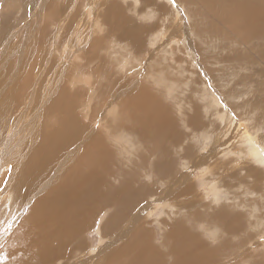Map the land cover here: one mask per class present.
I'll use <instances>...</instances> for the list:
<instances>
[{
  "label": "rangeland",
  "instance_id": "1",
  "mask_svg": "<svg viewBox=\"0 0 264 264\" xmlns=\"http://www.w3.org/2000/svg\"><path fill=\"white\" fill-rule=\"evenodd\" d=\"M203 1L205 0L182 2L177 0V6L174 7L169 0H146L155 16L151 21H142L138 19V15H144L143 12L133 14V0H0V181L11 177L7 186L0 183V258L6 249L15 248L14 244L8 242L17 227L23 223L25 217L21 214L27 211L33 199L38 198L36 196H44L45 191H40L41 183L45 179L57 180L61 172H64L68 166L71 168L74 165L73 161L78 156L79 159L81 155L87 156L90 140L99 134L103 143L109 148V152L111 151L108 152L111 155L107 162L109 173L106 172L105 177H111L118 188L126 186L129 181L132 183L125 191H121L122 197H118L116 201L113 200L105 207H98L95 203L90 207L84 204V219L82 217L78 224L80 226L72 231L75 235L69 244H61L66 251L64 255L68 254L72 257L69 260L64 257L53 260L49 264H95L96 260L97 264H109L114 258L111 255L113 250L117 252L123 242L133 239L142 229L146 233L144 239H150L149 243L151 245L153 243L152 246L158 250V253L151 255L150 258L141 255L142 259L152 264H175L173 257L170 261L167 257L172 250L170 244L175 245V234L179 228L186 231L185 238L189 236L199 240L201 248H204L206 253L213 247L211 251L217 252L214 258H218L214 260L220 264H264V165L263 162L258 164L259 162L249 159L248 152L244 151L245 147L246 150L252 151L251 146L255 145L260 149L258 150L264 161V48H262L264 31H261L262 35L261 32L259 33L261 36L256 35L258 38L256 36L250 38L249 31L248 36H243L245 39L243 40L242 35L235 30V26L225 21L229 28L233 27L231 31V28L222 25H225L222 23L224 22L222 14L225 10L230 12L236 10L233 12L234 15L238 10H242L244 16L238 15L239 18L235 20L243 21L250 26V14H254L257 25L264 28V0H212L213 2L206 0L208 5ZM213 4L220 10L222 9L220 7H223L222 12L215 7L212 9L210 6ZM112 5L116 6L115 10L108 14V8ZM215 10L219 14L214 13ZM202 17L205 21L201 19ZM210 17L218 20L223 28L217 27L221 25L214 19L213 22ZM229 19L233 21L234 18ZM206 23L208 26L209 24L213 26L206 27ZM215 27L218 32L214 30ZM225 29H227L225 33L229 32L232 36L224 34ZM203 38H206L207 42ZM239 39L245 46L248 41L253 43L245 47ZM227 44L229 47L225 46ZM251 47L255 51L258 47L263 51L258 48L259 51H256L258 54H255ZM252 51L255 52L254 55ZM24 80L29 84L24 82L22 87L25 85L27 87L21 88ZM145 88L147 89L145 93L148 95L144 94ZM20 89L28 91H19ZM149 95L154 97H148ZM62 96H65L66 103L71 106L72 114H78H75V117L79 122L77 123L79 135L75 132L68 134L60 151H51L56 157L51 164L48 163L43 176L39 174L37 179L32 181L27 180V177L24 179L23 166L26 167L29 162V160L26 162L28 153L30 154L29 151H32L37 144H34V141L37 142L34 139H38L41 134L42 119L45 120L44 116L51 114L47 109L52 101L56 99L62 101L64 100ZM150 98L155 101H151ZM21 100H24L22 105L26 107L25 110L23 107L22 111L16 105L21 103ZM146 100L151 103H146ZM64 101L62 107L56 108L66 106ZM158 105L159 112L156 108ZM224 105L227 107L225 108ZM43 110L45 111L42 113ZM117 111L119 118L114 119V113ZM233 111L241 116L240 123L232 119ZM163 113L166 114V119L161 118ZM145 122L148 125L146 128ZM57 123L52 122L49 125L53 124L52 127L57 128L55 126ZM97 124L99 128L96 127ZM188 129H191L192 135L198 140L193 142L189 138ZM110 136L122 138L121 142H114ZM242 136L244 138H241ZM215 144H220V148ZM179 146H182L183 151L178 154L176 148ZM202 148H206L207 151H202ZM185 163L194 169L196 175L184 167ZM169 164L172 168H168ZM9 165L12 166L11 172H7ZM39 165L41 169L44 168V163L38 164L40 170ZM152 166L154 169L151 173L154 174H157L156 171L161 167L159 173L162 175L164 171V180L156 182L160 178H155L156 181L145 179L146 175H152L148 173L150 171L148 169ZM253 168L257 170L254 171ZM201 169H207V174L201 175ZM190 180L198 183L196 188H193L194 183ZM205 182H210L207 184L211 185V189L205 185ZM213 184L215 187H212ZM167 185L171 190L167 189ZM29 186L34 187V190ZM146 187L153 191H146ZM187 187L191 192L193 188L194 192L188 194L190 189ZM218 187L221 188L219 189L222 193L216 195L215 190ZM129 189L133 190L134 196L129 193ZM155 189L158 191L155 192ZM174 189L177 193L172 191ZM148 191L152 196L153 192L156 194L158 192L159 195L154 194L152 197ZM131 196L134 201L131 199L126 204L125 200ZM171 196L172 198L177 196L174 197L176 200L169 199ZM159 203H169L171 207L163 208L162 214L158 216H152L153 209ZM145 204L153 207L144 208ZM125 206L131 209V214L121 221L118 229H104L108 219L122 211L121 208ZM221 207L223 211L226 209L224 212L230 210V215L228 212L227 215L224 214ZM88 210L90 213L98 214H90V218ZM196 212L198 215L195 214ZM220 212L227 216H223L227 220L220 219ZM194 215L196 216L193 217ZM69 217L70 212L67 210L64 218L69 219ZM236 217H238L235 220L237 223H232ZM219 219L223 222L221 223ZM4 221L12 224L10 232L2 230L6 227ZM176 222L181 223L180 226L178 223L177 226ZM201 225L220 230L216 242L205 237ZM171 229L173 231H170ZM105 235L109 243L115 240L114 235L115 237L125 235V238L105 249L109 247L104 242ZM53 243L57 244V240L54 239ZM182 245L179 243L177 247ZM149 250L153 248L149 247ZM160 251L162 255H159ZM159 257L165 258L166 262L157 263L155 259ZM121 260L122 258L119 261ZM215 261H208V264H216ZM118 263L117 261L116 264Z\"/></svg>",
  "mask_w": 264,
  "mask_h": 264
},
{
  "label": "bare ground",
  "instance_id": "2",
  "mask_svg": "<svg viewBox=\"0 0 264 264\" xmlns=\"http://www.w3.org/2000/svg\"><path fill=\"white\" fill-rule=\"evenodd\" d=\"M183 0H181V2H182ZM188 1H190V0H188ZM209 1V0H208ZM212 1V0H211ZM211 1H209V2H211ZM216 1V0H215ZM220 1V0H219ZM219 1H218V3H219ZM223 1H226V0H223ZM222 1V2H223ZM203 2H205L204 4L206 5V0L205 1H203ZM213 2V1H212ZM191 3V2H190ZM216 4V3H215ZM215 4H213V6H210L212 9L215 7L216 8V5ZM221 4V3H220ZM184 5H185V3H184ZM191 6H192V4H190ZM194 5V4H193ZM207 5H208V3H207ZM118 6V5H117ZM189 6V5H188ZM204 6V5H203ZM116 7V6H115ZM115 7H114V5H112L111 7H109L108 8V14L110 13H113L114 12V10H115ZM180 7V6H179ZM205 7V6H204ZM218 7V6H217ZM220 7V6H219ZM162 8H164V6L162 7ZM185 8V7H184ZM194 8V7H193ZM209 8V7H208ZM214 8V9H215ZM220 8H222L223 9V7H220ZM99 9V8H98ZM173 9V8H172ZM186 9V8H185ZM210 9V8H209ZM219 8H216V10H218ZM221 9V10H222ZM197 10V9H196ZM214 11V13L216 12V14L218 13V11L220 10H218V11ZM220 10V11H221ZM224 10H225V8H224ZM118 11V10H117ZM116 11V12H117ZM202 11V10H201ZM234 11H236V10H233V11H231L230 12V10H228V11H226L225 10V12L222 14L224 17H223V21L224 22H222V23H225V25L224 24H222L223 26H227L228 28H229V26L227 25L228 23H230V24H232L233 26H235V30L236 31H238V33H240L241 35H242V39L243 40H245L244 39V35H246V36H248V32L250 31V38H252V37H254V36H256L257 34L258 35H260L259 33L263 30L264 31V28L263 27H261V26H258L257 25V22H256V18H255V16H254V14H250V26H247L243 21H239L238 22V20H235V18L236 19H238L239 17H237L238 15L239 16H241V17H243L244 16V12L241 10H238L237 11V14L236 15H234L233 14V12ZM199 12V11H198ZM211 12V11H210ZM209 12V13H210ZM213 12V11H212ZM222 12V11H221ZM154 13V12H153ZM207 13V15H209L208 14V11L206 12ZM229 13V14H228ZM181 14V13H180ZM204 14V13H203ZM219 14V13H218ZM220 14V16H222ZM47 15V14H46ZM55 15V14H54ZM207 15H205V16H207ZM210 15H213V14H210ZM230 15V16H229ZM164 16H165V14H164ZM167 16V15H166ZM52 17V16H51ZM88 17V16H87ZM110 17V16H109ZM192 17V16H191ZM194 17V16H193ZM208 18H209V16H207ZM212 17H215V16H212ZM231 17V19L232 18H234L233 19V21L232 20H230L229 18ZM47 18V17H46ZM113 18V17H112ZM220 18H222V17H220ZM220 18H219V20H220ZM201 19H203L204 21H205V19L202 17ZM207 19V18H206ZM210 19H212L211 17H210ZM214 19V18H213ZM213 19H212V21H213ZM217 19V18H216ZM229 19V20H228ZM191 20H193V19H191ZM190 20V21H191ZM199 20V19H198ZM198 20H196V22L198 21ZM215 20V19H214ZM228 20V21H227ZM137 21V20H136ZM216 21V20H215ZM221 21V20H220ZM228 22L227 24H226V22ZM199 22H200V20H199ZM198 22V23H199ZM214 22V21H213ZM217 23H219V21L217 20L216 21ZM195 23V22H194ZM212 23V22H211ZM155 24V23H154ZM193 24V23H192ZM196 25H198L197 23H195ZM214 24V23H213ZM220 24V23H219ZM229 24V25H230ZM153 25V24H152ZM203 25V24H202ZM206 25V27L208 26L207 25V23L205 24ZM210 25H212V24H209V26ZM221 25V24H220ZM222 25L221 26H217V24L215 23V26H217V27H222ZM231 25V26H232ZM46 26V25H45ZM208 26V27H209ZM213 26V25H212ZM201 27V26H200ZM112 28V27H111ZM140 28V27H139ZM195 28V27H194ZM202 28H204L203 26H202ZM213 28V27H212ZM212 28H210V30L212 29ZM223 28V27H222ZM221 28V29H222ZM225 28V27H224ZM231 28V27H230ZM229 28V29H230ZM233 28V27H232ZM232 28L230 29L231 31H232ZM238 28V29H237ZM200 29V28H199ZM198 29V30H199ZM206 29V28H205ZM228 29V30H229ZM201 30V29H200ZM199 30V31H200ZM209 30V31H210ZM214 30L215 31H217L216 30V27L214 28ZM213 30V31H214ZM227 29H225L223 32H224V34H230V35H227V36H232L231 35V33H225V31H226ZM229 30V31H230ZM204 31V30H203ZM220 31V30H219ZM133 32V31H132ZM218 32V31H217ZM216 32V33H217ZM199 33V32H198ZM201 33V32H200ZM222 33V32H221ZM212 34V33H211ZM234 34H236L235 33V31H234ZM8 35V34H7ZM216 35V34H215ZM261 35H262V32H261ZM260 35V36H261ZM9 36H11V35H9ZM217 36H219V35H217ZM236 36V35H235ZM244 36V37H243ZM259 36V37H260ZM212 37V36H211ZM238 37V36H237ZM257 37V36H256ZM102 38V37H101ZM139 38V37H138ZM154 38V37H153ZM217 38H219V37H217ZM216 38V39H217ZM234 39H236L235 37H233ZM233 38H231V40L233 39ZM258 38V37H257ZM261 38V37H260ZM264 38V35H263V37H262V39ZM204 39V38H203ZM202 39V40H203ZM224 39H225V37H224ZM223 39V40H224ZM240 39H241V37H240ZM239 39V41H241ZM204 40H206V38L204 39ZM225 40H227V39H225ZM230 40V41H231ZM247 40V39H246ZM156 41V40H155ZM215 41V40H214ZM233 41V40H232ZM238 40H237V43L239 42ZM131 41H129V43H130ZM203 42V41H202ZM205 42H207V40L205 41ZM204 42V43H205ZM209 43L211 42V41H208ZM242 42V41H241ZM249 42V43H248ZM246 44L248 45V44H250V43H253L252 41L250 42V41H248ZM257 42V41H256ZM128 43V44H129ZM136 43V42H135ZM163 43V42H162ZM212 43H213V41H212ZM227 43V42H226ZM243 43V42H242ZM241 43V44H242ZM264 43V42H263ZM262 43V44H263ZM117 44V43H116ZM119 44V43H118ZM133 44V43H132ZM231 44H232V42H231ZM235 44V43H234ZM239 44V43H238ZM240 44V46H242ZM258 44V43H257ZM7 45V44H6ZM99 45V44H98ZM246 45V46H247ZM251 45H253V44H251ZM255 45V44H254ZM163 46V45H162ZM217 46V45H216ZM225 46H227V47H229L228 46V44L227 45H225ZM239 46V47H240ZM243 46H245V44L243 45ZM245 46V47H246ZM258 46H259V44H258ZM263 47L262 48H264V45H262ZM60 47V46H59ZM217 47H219V46H217ZM227 47H225V48H227ZM231 47H233V46H231ZM43 48V47H42ZM223 48V47H222ZM249 48V47H248ZM251 48H253V47H251ZM259 48V47H258ZM258 48H256L257 50L256 51H259V50H261L260 48H259V50H258ZM214 49H216L217 50V48H214ZM222 50V49H221ZM249 50V49H248ZM252 50H254L255 51V49L253 48ZM171 51V50H170ZM223 51H224V49H223ZM251 51V50H250ZM255 51V52H256ZM261 51H263V50H261ZM260 51V52H261ZM95 52V51H94ZM253 52V51H252ZM255 52H253V55H254V53ZM259 52V53H260ZM97 53V52H96ZM100 54V53H99ZM98 54V55H99ZM171 54V53H170ZM188 54V53H187ZM255 54H258L257 52L255 53ZM262 54H263V52H262ZM262 54H261V56H262ZM35 55V54H34ZM46 56V55H45ZM37 57V56H36ZM258 57V56H257ZM264 57V56H263ZM240 58V57H239ZM250 58V57H249ZM256 59V58H255ZM261 59H262V57H261ZM113 60V59H112ZM127 60V59H126ZM222 60V59H221ZM227 60V59H226ZM231 60V59H230ZM232 60H233V57H232ZM239 60H241V59H239ZM253 60V59H252ZM181 61V60H180ZM33 63V62H32ZM242 63V62H241ZM249 63V62H248ZM220 64V63H219ZM34 65V64H33ZM179 65H180V63H179ZM182 66V65H181ZM33 67H35V66H33ZM184 67V66H183ZM32 68V67H31ZM30 68V69H31ZM177 68V67H176ZM18 69V68H17ZM22 69V68H21ZM13 70V69H12ZM172 70H174V69H172ZM171 70V71H172ZM24 71H25V69H24ZM23 71V72H24ZM32 71V73H33V70H31ZM14 72V71H13ZM17 73V72H16ZM26 73H27V71H26ZM148 73V72H147ZM29 74H30V72H29ZM29 74H27V76L29 75ZM14 75H15V73H14ZM21 75V74H20ZM25 75V74H24ZM26 76V75H25ZM15 77V76H14ZM31 77V76H30ZM27 78V77H26ZM29 78V77H28ZM13 79V78H12ZM29 79H31V78H29ZM28 80V79H27ZM22 81V80H21ZM20 82V81H19ZM25 82V84H26V82L29 84V82L28 81H26V80H24L23 82H22V84H21V88H24V87H27L26 85L25 86H23L22 87V85H24L23 83ZM31 82V81H30ZM11 84H13L12 82H11ZM17 84V83H16ZM164 84V83H163ZM11 86V85H10ZM130 86V85H129ZM135 85H133V87H134ZM141 87V86H140ZM258 87V86H257ZM19 88V87H18ZM30 88V87H29ZM136 88V87H135ZM143 88V87H142ZM7 89V88H6ZM28 89V88H27ZM27 89H25V90H27ZM146 89V88H145ZM149 89H152V88H149ZM17 90V89H16ZM22 89H20L19 91H21ZM24 90V89H23ZM22 90V91H23ZM24 90V91H25ZM134 90H136V89H134ZM138 90V89H137ZM261 90V89H260ZM259 90V91H260ZM19 91H16L17 93L19 92ZM23 91V92H24ZM28 91V90H27ZM145 91L147 92V89L146 90H144V94H146L145 93ZM151 91V90H150ZM31 92V91H30ZM143 92V90L141 91V93ZM43 93V92H42ZM64 94H67V92L65 93V92H63ZM134 93V92H133ZM154 93V92H153ZM161 93V92H160ZM25 94H26V92H25ZM24 94V98H26L27 96ZM17 95V94H16ZM19 95H20V93H19ZM21 95H22V93H21ZM146 95H148V93L146 94ZM13 96V95H12ZM26 96V97H25ZM67 96V95H66ZM205 96V95H204ZM22 97V96H21ZM63 97V99L65 98V96H62ZM68 97V96H67ZM148 97H152L151 95H149ZM154 97V96H153ZM152 97V98H153ZM15 98V97H14ZM152 98H150L151 99V101H153L152 100ZM176 98V97H175ZM49 99V98H48ZM67 99H71V98H67ZM149 99V100H150ZM160 99V98H159ZM7 100H8V98H7ZM6 100V101H7ZM10 100V99H9ZM61 100V99H60ZM59 99H56L55 101H52V103H51V105L49 106V108L47 109L49 112H51V114L50 115H45L44 117H45V120H43L42 119V121H43V123H42V127H41V130H40V132H41V134H40V136H39V138L38 139H34V140H37V142H35L34 141V144H36V146H35V148H33V150L31 151H29L30 152V154L28 153V156H27V161L26 162H28V160H29V164L27 163V165H26V167H25V165L23 166V171H24V175H25V178L24 179H26V177H27V180L29 179L30 181H32V180H34L39 174L40 175H42L43 173H44V171L47 169V167H48V163L49 164H51L52 163V161L55 159V157H56V155L55 154H51V151H54V152H57V151H60V149H61V147H63L62 145H63V143H65V136H67L68 134H70V133H72V132H75V134H78V127L79 126H77V123H79L78 122V119H76L77 117H75V114H72V109H71V106H69L66 102V100L64 101V100H62V101H60ZM131 100V99H130ZM137 100H140V99H137ZM142 100V99H141ZM17 101H19L20 102V100H17ZM22 101H24V100H21V103H19V104H16L17 106H18V108L19 109H21V111H22V108L24 107V110H25V106H23L22 104ZM51 101V100H50ZM63 101L66 103V106H63V108H56L57 106L58 107H62L61 105H62V103H63ZM134 101V100H133ZM151 101H145L146 103H151ZM154 101H155V99H154ZM153 101V102H154ZM157 101V100H156ZM159 101V100H158ZM28 102H29V100H28ZM47 102V101H46ZM132 102V101H131ZM134 102H136V100L134 101ZM143 102V101H142ZM260 102V101H259ZM27 103V102H26ZM77 103V102H76ZM158 103V102H157ZM8 104V103H7ZM6 104V105H7ZM128 104V103H127ZM163 104V103H162ZM30 105V104H29ZM152 105V104H151ZM155 105V104H154ZM157 105V104H156ZM160 105V104H159ZM159 105H158V107H156L157 108V111H158V108H159ZM122 106V105H121ZM149 106V105H148ZM218 106V105H217ZM29 107V106H28ZM27 107V108H28ZM144 107V106H143ZM146 108H147V106H146ZM152 108H154V107H152ZM161 108V107H160ZM155 109V108H154ZM214 109V108H213ZM2 110V109H1ZM156 110V109H155ZM239 110V109H238ZM3 111V110H2ZM19 111V110H18ZM45 110H43L42 111V113L44 112ZM217 111V110H216ZM16 112V111H15ZM75 112V111H74ZM156 112V111H155ZM159 112V111H158ZM17 113V112H16ZM169 113H170V111H169ZM19 114H21L20 113V111H19ZM133 114V113H132ZM140 114H142V113H140ZM145 114V113H144ZM171 114H173V113H171ZM13 115V114H12ZM14 115H15V113H14ZM43 115V114H42ZM41 115V116H42ZM56 115H58L57 117H55ZM76 115H78V114H76ZM16 116H17V114H16ZM15 116V117H16ZM23 116V115H22ZM142 116V115H141ZM149 116H150V114H149ZM156 116V115H155ZM159 116V115H158ZM174 116V115H173ZM83 117V116H82ZM97 117V116H96ZM132 117V116H131ZM144 117V116H143ZM151 117V116H150ZM13 118V117H12ZM42 118H43V116H42ZM46 118H48V120H46ZM155 118H157V117H155ZM160 118V117H159ZM161 118H165L166 119V114L165 113H163L162 115H161ZM222 119V118H221ZM132 120V119H131ZM130 120V121H131ZM158 120V119H157ZM40 121V120H39ZM46 121V122H45ZM81 121V120H80ZM94 121V120H93ZM92 121V122H93ZM146 121V120H145ZM149 121V120H148ZM169 121V120H168ZM193 121V120H192ZM57 123V125L55 124V126H57V128H54V127H52L53 126V124H51V125H49L50 123ZM91 122V121H90ZM170 122V121H169ZM194 122V121H193ZM233 122V121H232ZM134 123V122H133ZM140 123V122H139ZM146 123V122H145ZM150 123V122H149ZM197 123V122H196ZM40 124H41V122H40ZM190 124H192V123H190ZM39 125V124H38ZM146 125H147V123L145 124V128H146ZM157 125V124H156ZM31 126V125H30ZM137 126H139V125H137ZM142 126V125H141ZM148 126V125H147ZM158 126V125H157ZM165 126V125H164ZM194 126V125H193ZM227 126H228V124H227ZM161 127V126H160ZM25 128V127H24ZM84 128H85V126H84ZM87 128V127H86ZM166 128V127H165ZM120 129V128H119ZM118 129V130H119ZM121 129H122V126H121ZM159 129H161V128H159ZM240 129V128H239ZM238 129V130H239ZM88 130V129H87ZM128 130V129H127ZM139 130V129H138ZM145 130V129H144ZM22 131V130H21ZM141 131V130H140ZM245 131V130H244ZM82 132H83V130H82ZM144 132V131H143ZM215 132V131H214ZM145 133V132H144ZM238 134V133H237ZM252 134V133H251ZM34 135V134H33ZM39 135V134H38ZM79 135V134H78ZM142 135H143V133H142ZM217 135V134H216ZM88 136V135H87ZM138 136V135H137ZM199 136V135H198ZM228 136V135H227ZM239 136V135H238ZM245 136V135H244ZM139 137V136H138ZM236 137V136H235ZM249 136H247V138H248ZM76 138V137H75ZM84 138V137H83ZM142 138H144V137H142ZM178 138V137H177ZM176 138V139H177ZM239 138V137H238ZM241 138H244L243 136L241 137ZM247 138L245 137V139L247 140ZM252 138V137H251ZM160 139V138H159ZM164 139V138H163ZM244 139V141H246ZM157 140H158V138H157ZM181 140V139H180ZM254 140V139H253ZM66 141H68L67 139H66ZM83 141V140H82ZM164 141V140H163ZM218 141H220L219 139H218ZM229 141V140H228ZM243 141V140H242ZM248 141V140H247ZM69 142V141H68ZM148 142V141H147ZM157 142V141H156ZM249 142V141H248ZM75 143V142H74ZM153 143V142H152ZM158 143V142H157ZM167 143V142H166ZM216 143V142H215ZM225 143V142H224ZM252 143V142H251ZM156 144V143H155ZM238 144V143H237ZM253 144V143H252ZM76 145V144H75ZM74 145V146H75ZM77 145H79V144H77ZM164 145H167V144H164ZM216 145H218V144H215V146ZM221 145H222V143H221ZM226 145V144H225ZM248 145H249V143H248ZM254 145V144H253ZM223 146V145H222ZM234 146V145H233ZM246 146V145H245ZM80 147V146H79ZM218 147L220 148V144L218 145ZM90 149L88 150V152H87V156H83V155H81V157H80V159H79V156L75 159V161H73L74 162V165L71 167V168H69L70 166H68L67 167V169L64 171V172H61L60 174V176L57 178V180H51V181H49V179H45L44 180V182H42L41 183V185H40V187L42 186V188L40 189V191H45V192H43L44 193V196H36V195H32V196H36V197H38L37 199H33L32 201H31V203L29 204V206L27 207L28 209H27V211L24 213V214H21L22 216L24 215V220H23V223L21 224V225H19L18 227H17V229L15 230V232H14V237H13V240L10 238V242H8V244H10V243H12V244H14L15 245V248L13 249V248H8V249H6L5 251H4V253L2 254V258H0V264H49V263H51V262H53V260H60V259H64V258H66L67 260H69L71 257H72V255H64L65 254V248L61 245V244H69V242H70V240L73 238V236L75 235V232H73L72 233V231H75L76 230V227L78 226V224H79V222L81 221V219H82V217H83V210H85L84 209V204H86V206H91V204L92 203H95L98 207H101V206H103V207H105V206H107V205H109V204H111L110 202H112L113 200H115L116 201V199L118 198V197H122V195H121V191H125L128 187H129V185L132 183L131 181H129L127 184H126V186H123V187H120V188H118L116 185H115V183H113V181L111 180V177H108V178H106L105 177V173L106 172H108L109 173V171H108V169H109V167H108V160H109V158H110V155L111 154H108V152H109V148L103 143V139H102V137L99 135V134H96L94 137H93V139L92 140H90V147H89ZM147 148V147H146ZM158 148V147H157ZM167 148V147H166ZM251 148H252V151H248V150H246L247 148L245 147V150L244 151H247L248 152V154H247V156L249 157V159H252V161H254V162H259L258 164H260V163H262L263 162V165H264V161H263V159H262V154L259 152V148H257V147H255V145L254 146H251ZM259 149V150H258ZM263 150V149H262ZM149 151V150H148ZM111 152V151H110ZM109 152V153H110ZM188 152V151H187ZM59 153H61V152H59ZM157 153H159V152H157ZM229 153V152H228ZM264 153V152H263ZM185 156H186V154H185ZM189 156V155H188ZM187 156V157H188ZM191 154H190V159H191ZM227 156V155H226ZM163 158V157H162ZM174 159V158H173ZM237 159H239L238 158V156H237ZM248 159V158H247ZM193 160V159H192ZM233 160V159H232ZM173 161V160H172ZM171 161V162H172ZM194 161H196V160H194ZM236 161V160H235ZM242 161V160H241ZM251 160H250V162H252ZM25 162V161H24ZM25 162V163H26ZM168 162V161H167ZM196 162H198V161H196ZM15 163V162H14ZM42 163H44V168H42L41 169V166H40V170L38 169V164H42ZM240 163V162H239ZM164 164L167 166V164L164 162ZM171 164V163H170ZM169 164V166H168V168H172V166ZM175 164H176V162H175ZM213 164V163H212ZM245 164H247V163H245ZM173 165V164H172ZM202 165V164H201ZM200 165V166H201ZM242 166H243V164H241ZM253 165V164H252ZM158 166V165H157ZM161 166H163V165H161ZM182 166V165H181ZM197 166H198V164H197ZM208 166V165H207ZM165 167V166H164ZM202 167H203V165H202ZM210 167V166H209ZM249 167V166H248ZM21 168V171H22V167H20ZM167 168V169H168ZM175 168H176V166H175ZM154 168H153V166H152V168H150V169H148V170H150L148 173H151V171L153 170ZM160 169H161V167H159L158 168V170L156 171L157 172V174H154V173H151L152 174V176H153V179L155 180V178H160L158 181H156V182H159V181H161V180H164L165 179V176L163 175V173H164V171H163V173H162V175H161V173H159L160 172ZM166 169V170H167ZM218 169V168H217ZM222 169V168H221ZM254 169V168H253ZM162 170V169H161ZM168 170H171V169H168ZM173 171H174V169H172ZM211 170H213L212 169V167H211ZM255 170H257V168L256 169H254V171ZM173 171H171V172H173ZM245 171V170H244ZM253 171V170H252ZM155 172V171H154ZM249 172H250V170H249ZM257 172V171H256ZM115 173V172H114ZM120 174H121V172H120ZM127 174V173H126ZM165 174V173H164ZM167 174V173H166ZM244 174V173H243ZM252 174V173H251ZM250 174V175H251ZM20 175V174H19ZM22 175V174H21ZM118 175V174H117ZM213 175V174H212ZM211 175V176H212ZM237 175V174H236ZM239 175V174H238ZM253 175V174H252ZM43 176V175H42ZM234 176V175H233ZM23 177V176H22ZM41 176H39V178H40ZM191 178H192V176H191ZM190 178V179H191ZM241 178V177H240ZM37 179V178H36ZM40 180V179H39ZM245 180V179H244ZM134 181V180H133ZM166 181V180H165ZM191 181V180H190ZM218 181V180H217ZM217 181H216V183H217ZM246 181V180H245ZM21 182H23L24 183V181H21ZM120 182V181H119ZM192 182V181H191ZM34 183V182H33ZM126 183V182H125ZM140 183V182H139ZM152 183V182H151ZM150 183V184H151ZM192 183H194V182H192ZM207 183H210V182H205V185L208 187V188H210L211 189V185L210 184H207ZM220 183V182H219ZM241 183V182H240ZM116 184H117V182H116ZM120 184H122V183H120ZM137 184V183H136ZM136 184H134V185H136ZM142 184V183H141ZM187 184V183H186ZM196 184H198V183H194V185H192L193 186V188H196ZM24 185V184H23ZM35 186H36V184H34ZM33 185V186H34ZM145 185V184H144ZM189 185H191V183L189 184ZM230 185V184H229ZM37 186H38V184H37ZM146 186H147V184H146ZM159 186V185H158ZM165 186V185H164ZM191 186V187H192ZM232 186V185H231ZM234 186V185H233ZM257 185H255V187H256ZM260 186V185H259ZM30 187V186H29ZM148 187H150V186H148ZM152 187V186H151ZM150 187V188H151ZM155 187V186H154ZM157 187V186H156ZM161 187H163V186H161ZM212 187H215V184H213L212 185ZM221 187V186H220ZM220 187H218L215 191V193H216V195H218V194H220V193H222L221 192V188ZM234 187H236V186H234ZM239 188H240V186H238ZM252 187V186H251ZM254 187V186H253ZM17 188V187H16ZM30 188H33V190H34V187H30ZM140 188V187H139ZM147 188V187H146ZM164 188V187H163ZM169 188V189H168ZM188 188V187H187ZM193 188H192V192H194L193 191ZM220 188V189H219ZM242 188V187H241ZM240 188V189H241ZM246 188H247V186H246ZM257 188V187H256ZM260 188V187H259ZM262 188V187H261ZM118 189H120V190H118ZM152 189H154L153 187H152ZM166 191H168V190H171V188L170 187H168V185H167V189L166 188H164ZM188 189H190V188H188ZM213 189V188H212ZM252 189V188H251ZM35 190L37 191V189L35 188ZM147 190H151V189H149V188H147L146 189V191ZM247 190V189H246ZM249 190V189H248ZM133 191V190H132ZM132 191H131V189H129V193L132 195L133 194V196H134V192L132 193ZM140 191H141V189H140ZM151 191H153V190H151ZM155 192L156 191H158V190H154ZM172 191H174V192H176L177 193V191H176V189H174V190H172ZM172 191H171V193H172ZM252 191V190H251ZM136 192H137V189H136ZM155 192H153L154 194H156ZM190 192H191V189L189 190V193L188 194H190ZM191 192V193H192ZM209 192V191H208ZM211 192H213V190L211 191ZM246 192V191H245ZM161 193V192H160ZM163 193V192H162ZM171 193H170V195H171ZM231 193V192H230ZM236 193V192H235ZM240 193V192H239ZM247 193H250V192H247ZM253 193H256V192H253ZM262 193V192H261ZM37 194V193H36ZM148 194L150 195V196H152L151 194V192H149L148 191ZM148 194H147V196H148ZM154 194H153V196H154ZM244 194V193H243ZM31 195V194H30ZM126 195V194H125ZM156 195H159L158 194V192H157V194ZM236 195H237V193H236ZM239 195V194H238ZM247 195V194H246ZM249 195V194H248ZM257 195H258V193H257ZM127 196V195H126ZM133 196H131L129 199H128V197H127V199L125 200L126 201V204L131 200V199H133ZM152 196V197H153ZM167 196V195H166ZM219 196H222V195H219ZM255 196V195H254ZM137 197V196H136ZM135 197V198H136ZM142 197V196H141ZM175 198H177V196H174ZM172 198V196H171V198H169V199H173V200H176L175 198ZM227 197V196H226ZM8 198H9V196H8ZM21 198V197H20ZM40 198V199H39ZM156 198H157V196H156ZM143 199V198H142ZM203 199V198H202ZM246 199V198H245ZM225 200V199H224ZM250 200V199H249ZM260 200V199H259ZM21 201V200H20ZM133 201H134V199H133ZM133 201H131V203L133 202ZM144 201V200H143ZM151 201H152V199H151ZM244 201V200H243ZM138 202V201H137ZM157 202H159V201H157ZM162 202V201H161ZM201 202H202V200H201ZM256 202V201H255ZM120 203V202H119ZM142 203V202H141ZM140 203V204H141ZM194 203V202H193ZM153 204V203H152ZM160 204V203H159ZM169 204V203H168ZM191 204H192V202H191ZM200 204V203H199ZM130 205V204H129ZM132 205H134V204H132ZM190 205V204H189ZM197 204H195V206H196ZM234 205V204H233ZM122 206V205H121ZM124 206V205H123ZM135 206V205H134ZM149 206H151V205H147V204H145L143 207L145 208V207H148L149 208ZM190 206H193V205H190ZM201 206V205H200ZM206 206V205H205ZM208 206V205H207ZM16 207H18V206H15V208ZM110 207V206H109ZM108 207V208H109ZM117 207V206H116ZM120 207V206H119ZM133 207V206H132ZM151 207H153V206H151ZM199 207V206H198ZM197 207V208H198ZM223 207H225V206H223ZM238 207V206H237ZM14 208V207H13ZM85 208H87V207H85ZM92 208V207H91ZM136 208V207H135ZM244 208V207H243ZM10 209V208H9ZM88 209V208H87ZM103 209V208H102ZM134 209V208H133ZM209 209H210V207H209ZM220 209V208H219ZM221 209H222V211H223V208L221 207ZM225 209V208H224ZM23 210V209H22ZM56 210H58L56 213L54 212V211H56ZM67 210H68V212H70V217H69V219H66V218H64V216H65V214H66V212H67ZM91 210V209H90ZM121 210L122 211H119L115 216H113V217H110L109 219H108V222H107V224H106V226H104V229H110V230H113V229H111V228H114V229H118V227H119V225H120V223H121V221L123 220V219H125L129 214H131V209H128V207L127 206H125V207H122L121 208ZM143 210V209H142ZM226 210V209H225ZM224 210V211H225ZM16 211V210H15ZM89 211V210H88ZM92 211V210H91ZM146 211H148V210H146ZM200 211V210H199ZM221 211V212H222ZM223 211V212H224ZM229 211L230 210H228V211H226V212H224V214H226L227 215V212H228V214H229ZM97 212V211H96ZM218 212V210L216 211V213ZM220 212V213H221ZM234 212H236L235 211V209H234ZM234 212H231V213H233V214H235ZM95 212H92V213H90V211H89V215L91 214V215H93ZM198 212H196L195 214H197ZM207 213V212H206ZM17 214V213H16ZM16 214H13V216L14 215H16ZM85 214V213H84ZM86 214H87V211H86ZM85 214V215H86ZM98 214V213H97ZM96 213L94 214V215H97ZM100 214V213H99ZM199 214H200V212H199ZM210 214V213H209ZM219 214V213H218ZM217 214V215H218ZM20 215V216H21ZM88 215V216H89ZM91 215L89 216L90 218H91ZM198 215V214H197ZM201 215V214H200ZM214 215V214H213ZM230 215V214H229ZM19 216V215H18ZM136 216V215H135ZM196 215H194L193 217H195ZM201 216H204L203 214L201 215ZM211 216H212V214H211ZM221 216L223 217L224 215H222V213H221ZM221 216L219 215V217H220V219H223V220H227V218H225L224 219V217H227V216H224L223 218H221ZM95 217V216H94ZM192 217V218H193ZM199 217V216H198ZM207 217V216H206ZM212 217H214V216H212ZM218 217V216H217ZM231 217H233L232 215H231ZM242 216H240V218H241ZM11 218H13V217H11ZM10 218V220H12ZM202 218V217H201ZM228 218H229V216H228ZM83 219H84V217H83ZM89 219V218H88ZM87 219V220H88ZM198 219V218H197ZM196 219V220H197ZM209 219V218H208ZM215 219V218H214ZM219 219V220H220ZM238 219V217H236V218H234V222L232 221V219L230 220V221H232V223H235L236 221L235 220H237ZM247 219V218H246ZM194 220V219H193ZM200 220V219H199ZM203 220V219H202ZM201 220V221H202ZM210 220V219H209ZM243 220V219H242ZM83 221V220H82ZM90 221V219L88 220V222ZM176 221V220H175ZM200 221V222H201ZM203 221H205V220H203ZM206 221H208V220H206ZM210 221H212V220H210ZM216 221H217V219H216ZM239 221H240V219H239ZM12 222V221H11ZM84 222V221H83ZM215 222V221H214ZM214 222H212V224L214 223ZM220 222L222 223L223 221L222 220H220ZM177 223H178V225L180 226V224H179V222H176V225H177ZM208 223H210L209 221H208ZM226 223V222H225ZM237 223V222H236ZM226 224H228V222L226 223ZM225 224V225H226ZM84 225V224H83ZM91 225V224H90ZM89 225V226H90ZM102 225H103V223H102ZM174 225V224H173ZM177 225V226H178ZM215 225V224H214ZM217 225V224H216ZM224 225V226H225ZM233 225V224H232ZM236 226H238V224H235ZM80 226V225H79ZM78 226V227H79ZM86 226V225H85ZM229 226H230V224H229ZM234 226V225H233ZM232 226V227H233ZM184 227V226H183ZM82 228V227H81ZM172 228V227H171ZM182 228V227H181ZM186 228V227H185ZM219 228H220V225H219ZM223 228V227H222ZM229 228V227H228ZM235 228V227H234ZM241 228V227H240ZM255 228V227H254ZM253 228V229H254ZM233 229V228H232ZM239 229V228H238ZM252 229V230H253ZM80 230V229H79ZM226 230H227V227H226ZM225 230V231H226ZM242 230V229H241ZM240 230V231H241ZM255 230V229H254ZM257 230V229H256ZM82 231V230H81ZM170 231H173V229H171ZM224 231V232H225ZM230 231H231V229H230ZM236 231H238V230H236ZM13 232V231H12ZM107 232V231H106ZM111 232V231H110ZM239 232V231H238ZM100 233V232H99ZM113 233V232H112ZM115 233V232H114ZM177 233H180L179 235H177ZM185 233H186V231L184 230V229H180L179 228V230L178 231H176V234H175V240H174V244L175 245H171L170 244V246H172L171 248H172V250H171V252L169 253V255H168V259H169V261L171 260V257H173V259H174V261H173V263H175V264H208V261L210 262L211 260H212V262L213 261H215L214 259H218V258H214L215 256H217V252L216 251H211L212 250V248L209 250V248H208V250L209 251H211L210 253H209V251L206 253L205 252V250H204V248H201V245H200V242H199V240H195L194 238H192V237H190L189 238V236L188 237H186L185 238ZM189 233V232H188ZM192 233V232H191ZM258 233V232H257ZM24 234V235H23ZM232 234H233V232H232ZM264 234V233H263ZM22 235H23V237H22ZM236 235V234H235ZM242 235H244V232H243V234ZM112 236V235H111ZM195 236V235H194ZM193 236V237H194ZM114 238H115V240L113 241V243H109V241L107 242V236L105 235V236H103V239L105 240H103L102 239V241H104V242H106V245L108 244L109 245V247H105V249H109L110 248V246L112 245V244H115V242H118V241H120L121 239H123V238H125V235H122V236H120V237H115V235L113 236ZM146 237V233H145V230L144 229H142L141 231H138L137 232V234L135 235V237L133 238V239H131V240H127V241H125V242H123V245H122V247L120 248V249H117V252H115V249L113 250V252L111 253V255L114 257L110 262H109V264H116V262L118 261L119 263L118 264H126L127 262H128V264H129V262H131L132 264H152L150 261H145V260H143L142 259V257H141V255L143 256V257H146V258H150V256L151 255H153V254H157L158 253V250L156 249V248H154L152 245H153V243H152V245L149 243L151 240L150 239H144ZM165 237H166V235H165ZM170 237V236H169ZM196 237V236H195ZM197 238H199V237H197ZM235 238V237H234ZM54 239H56L57 240V244H55L54 245V243H53V240ZM128 239V238H127ZM172 239V238H171ZM187 239H189V241L187 240ZM79 240V239H78ZM202 240V239H201ZM226 240H228V239H226ZM12 241V242H11ZM80 241V240H79ZM169 241V240H168ZM178 241H179V243L182 245L181 247H177L178 245H179V243H178ZM23 242V243H22ZM182 242V243H181ZM223 242V241H222ZM227 242V241H226ZM247 242V241H246ZM60 243V244H59ZM171 243V242H170ZM244 243V242H243ZM178 244V245H177ZM206 244V243H205ZM246 244V243H245ZM167 245V244H166ZM220 245V244H219ZM70 246V245H69ZM81 246V245H80ZM177 247V248H174V247ZM196 246V247H195ZM254 246H255V244H254ZM67 247V246H66ZM149 247H152L153 248V250H149ZM194 247H195V249H194ZM220 247V246H219ZM221 247H222V245H221ZM249 248H251V247H249ZM170 249V248H169ZM168 249V250H169ZM236 250V249H235ZM170 251V250H169ZM168 251V252H169ZM176 252V253H175ZM228 252H230L229 250H228ZM263 253H264V251H263ZM262 253V254H263ZM163 253L160 251L159 252V255H162ZM227 255H228V253H227ZM230 255V254H229ZM64 257V258H63ZM104 257L105 256H103L102 257V259H104ZM210 257V258H209ZM107 258V257H106ZM105 258V259H106ZM119 258V260H120V258H122V260L121 261H119V260H115V259H118ZM221 258V257H220ZM108 260H109V258H108ZM155 261L157 262V263H163V262H166L165 261V258H162V257H159V258H157V259H155ZM98 262H100V260H98ZM63 263V262H62ZM215 263L217 264L218 262H216L215 261ZM79 264V263H78ZM85 264H88V263H85ZM90 264V263H89ZM93 264V263H92ZM95 264H97V260H96V262H95ZM214 264V263H213ZM218 264H220V262L218 263Z\"/></svg>",
  "mask_w": 264,
  "mask_h": 264
},
{
  "label": "snow or ice",
  "instance_id": "3",
  "mask_svg": "<svg viewBox=\"0 0 264 264\" xmlns=\"http://www.w3.org/2000/svg\"><path fill=\"white\" fill-rule=\"evenodd\" d=\"M169 2L171 3L172 6L176 7L177 6V0H169ZM133 14L134 15H137L138 12H143L144 15L142 16H139L138 15V19L142 20V21H151L154 16H155V13L152 12V9L148 7V4L146 2V0H133ZM209 86H210V82H209ZM221 103H223V101H221ZM224 107L226 108L227 105H224ZM231 116H232V119L234 121H236L237 123H240V120H241V116L238 115L236 112H232L231 113ZM119 118V113L118 111L114 113V119H118ZM97 128H99V125L97 124L96 125ZM243 130V129H242ZM188 134H189V138L195 142L196 140H198L197 137H194L192 135V132H191V129H188ZM110 139H113L114 142H121V139L120 137H111L110 136ZM202 151H207L206 148H202L201 149ZM183 151V148L182 146H179L176 148V152L179 154L180 152ZM185 168H187L188 171H191L193 175H196V172L194 171V169L192 167H190L189 165H187V163H185L184 165ZM12 171V166L9 165L8 169H7V172H11ZM200 173L201 175H206L207 174V169H201L200 170ZM11 179V177L9 176L7 180H3V181H0V183H3L5 186H7L8 184V181ZM145 179L147 180H152L153 179V176L152 175H146L145 176ZM217 203L219 201H216ZM171 207V205L169 204H157L155 206V208L153 209L151 215L152 216H158L160 214H162V209L163 208H169ZM14 219V218H13ZM4 224L6 225V227H4L2 230L3 231H6V232H10L11 229H12V224L9 223L8 221H4ZM201 228V231L204 233L205 237L209 240H211L212 242H216V240L219 238L220 236V230L218 228H209L205 225H201L200 226Z\"/></svg>",
  "mask_w": 264,
  "mask_h": 264
}]
</instances>
